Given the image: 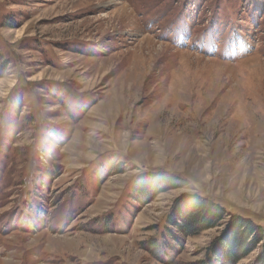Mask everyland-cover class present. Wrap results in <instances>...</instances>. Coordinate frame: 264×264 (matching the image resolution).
<instances>
[{"label":"rangeland","instance_id":"374dc122","mask_svg":"<svg viewBox=\"0 0 264 264\" xmlns=\"http://www.w3.org/2000/svg\"><path fill=\"white\" fill-rule=\"evenodd\" d=\"M189 195L225 219L177 236ZM233 216L264 228V0H0V264H210Z\"/></svg>","mask_w":264,"mask_h":264},{"label":"trees","instance_id":"16d2710c","mask_svg":"<svg viewBox=\"0 0 264 264\" xmlns=\"http://www.w3.org/2000/svg\"><path fill=\"white\" fill-rule=\"evenodd\" d=\"M153 178L157 179V183L153 184L151 182ZM160 183L166 185L164 187H168V190L184 187L176 186V183L185 185L179 178L174 176L156 175V177H153L151 175V177H143V180L135 185L134 191L138 197L149 200L155 195L152 191H157L156 189L161 186ZM154 186L157 187L153 188ZM186 199H188L187 202L183 203L184 201H181V203L176 204L172 215L167 221V229H175L177 231L176 235L179 237H189L197 235L203 230L215 228L226 217L223 208L213 205L208 200L194 195H189ZM229 224L230 235L227 233L225 239L218 244L217 249L213 252L214 257L210 260V264H214V261H216V264L229 262L237 264L254 251L257 244L264 242V228L254 225L251 220L233 216L230 218ZM260 264H264V260Z\"/></svg>","mask_w":264,"mask_h":264}]
</instances>
